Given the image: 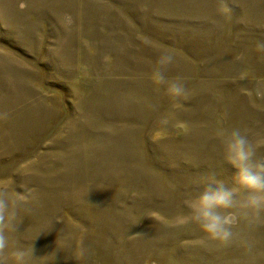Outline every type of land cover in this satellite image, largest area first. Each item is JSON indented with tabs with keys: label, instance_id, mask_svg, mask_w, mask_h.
<instances>
[{
	"label": "rangeland",
	"instance_id": "rangeland-1",
	"mask_svg": "<svg viewBox=\"0 0 264 264\" xmlns=\"http://www.w3.org/2000/svg\"><path fill=\"white\" fill-rule=\"evenodd\" d=\"M262 41L264 0H0V196L21 202L16 238L53 224L33 246L59 250L54 264H264V215L234 225L251 251L180 223L203 176L229 182L218 129L241 128L264 159ZM161 52L184 97L152 79Z\"/></svg>",
	"mask_w": 264,
	"mask_h": 264
},
{
	"label": "clouds",
	"instance_id": "clouds-1",
	"mask_svg": "<svg viewBox=\"0 0 264 264\" xmlns=\"http://www.w3.org/2000/svg\"><path fill=\"white\" fill-rule=\"evenodd\" d=\"M256 47L264 51V41L258 42ZM174 60L171 53L161 52L151 76L169 96L181 98L186 94L183 79L165 75ZM160 123L166 127L167 118ZM161 135L162 131H155L153 138L159 139ZM216 137L220 143L221 158L232 169L229 182L226 183L215 172L203 176L198 181L197 189L185 201L187 214L181 217L180 223L195 225L203 234L202 244L238 245L251 251L253 244L248 235L234 230V225L242 217L248 230H251L264 215V159L257 156V145L239 127L218 129ZM20 206V201H10L7 196H0V253H4L0 257V264H40L42 257H47L43 264H54L59 250L36 257L33 246V241L40 234L50 231L53 224L47 231H37L30 242L21 243L24 240L16 238L20 233L17 231ZM85 252L86 249L82 247L81 255Z\"/></svg>",
	"mask_w": 264,
	"mask_h": 264
}]
</instances>
